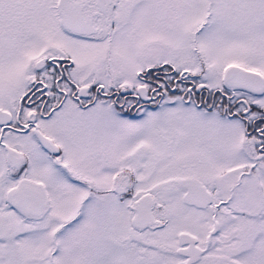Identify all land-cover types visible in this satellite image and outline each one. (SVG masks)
Masks as SVG:
<instances>
[{
  "label": "snow or ice",
  "instance_id": "obj_1",
  "mask_svg": "<svg viewBox=\"0 0 264 264\" xmlns=\"http://www.w3.org/2000/svg\"><path fill=\"white\" fill-rule=\"evenodd\" d=\"M0 264H264V0H0Z\"/></svg>",
  "mask_w": 264,
  "mask_h": 264
}]
</instances>
